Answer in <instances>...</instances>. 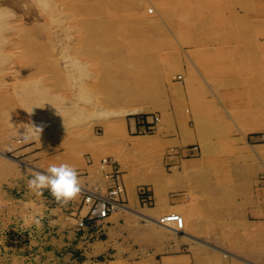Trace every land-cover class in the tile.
I'll list each match as a JSON object with an SVG mask.
<instances>
[{"label": "rangeland", "instance_id": "rangeland-1", "mask_svg": "<svg viewBox=\"0 0 264 264\" xmlns=\"http://www.w3.org/2000/svg\"><path fill=\"white\" fill-rule=\"evenodd\" d=\"M41 2L0 0L16 17L0 31V264H51L30 259L38 233L20 225V186L62 162L78 175L111 165L142 207L166 208L157 218L186 213L191 235L167 227L169 239H206L234 264L243 263L231 244L264 250V0H47V11ZM65 48L89 65L94 105L76 102ZM134 106L146 111L125 112ZM97 110L111 114L91 118ZM28 124L42 127L40 139L23 138Z\"/></svg>", "mask_w": 264, "mask_h": 264}, {"label": "crops", "instance_id": "crops-1", "mask_svg": "<svg viewBox=\"0 0 264 264\" xmlns=\"http://www.w3.org/2000/svg\"><path fill=\"white\" fill-rule=\"evenodd\" d=\"M109 166L104 169L87 166L79 175V193L67 203L58 202L53 195L47 196L46 189L37 196L28 188L29 179L22 182L21 200L26 205L23 204L19 222L22 227L38 233L33 242L40 254L30 257L31 260L45 262L44 256H47L46 262L51 264H61L65 260L72 264H79V260L89 264H234L231 258L223 260L207 250L205 246L217 244L206 239L195 246L189 240L169 239V229L151 220L166 208L142 207L137 188L132 184L127 187L124 209L97 221L86 219L89 208L84 203L85 193L106 192L114 183L110 173L114 170ZM240 214L245 222H250L248 210L242 209ZM82 219L87 220L84 227L79 226ZM230 247L232 257L240 258L243 264H264V250H255L248 244L236 248L231 244Z\"/></svg>", "mask_w": 264, "mask_h": 264}, {"label": "clouds", "instance_id": "clouds-1", "mask_svg": "<svg viewBox=\"0 0 264 264\" xmlns=\"http://www.w3.org/2000/svg\"><path fill=\"white\" fill-rule=\"evenodd\" d=\"M37 7H42L47 11L50 5L47 3V0H42L41 4L37 5ZM15 19L16 17L12 13L0 12V31L12 30L14 28ZM50 19L52 23H57L55 18ZM61 59L64 64L68 86L73 90L76 102L80 105H94L96 103V98L91 89L87 86V81L92 76L89 65L72 55L67 48L62 51ZM31 87L34 92L38 94L43 90L44 85L42 82H36ZM56 108L64 117V113L61 109L58 106H56ZM110 114L111 113L107 110H97L90 115L91 118L100 119L106 118ZM82 115L83 114L74 117L73 123H80ZM26 127L28 132L26 135H23L25 140L34 138L40 139L41 132L43 131L42 127L34 124H28ZM28 188L37 196L45 189H48L58 202L67 203L79 193L80 179L75 166L67 162H62L59 164H51L44 171L33 170L28 180ZM35 222L38 224L39 220L36 219Z\"/></svg>", "mask_w": 264, "mask_h": 264}, {"label": "built area", "instance_id": "built-area-1", "mask_svg": "<svg viewBox=\"0 0 264 264\" xmlns=\"http://www.w3.org/2000/svg\"><path fill=\"white\" fill-rule=\"evenodd\" d=\"M105 161H107V159ZM125 193V186L119 174L114 175V183L106 192H86L84 203L89 208L86 219L97 221L108 217L116 211L124 209L126 206ZM139 196L141 202L145 205L152 202V195L150 194L149 188H140ZM86 219H82L79 222L80 227L86 226ZM177 219L178 218H173L172 216H166L165 218H162V222L169 223L170 220Z\"/></svg>", "mask_w": 264, "mask_h": 264}, {"label": "bare ground", "instance_id": "bare-ground-1", "mask_svg": "<svg viewBox=\"0 0 264 264\" xmlns=\"http://www.w3.org/2000/svg\"><path fill=\"white\" fill-rule=\"evenodd\" d=\"M119 6V5H118ZM122 8V6H121ZM95 9V8H94ZM117 16V14H116ZM108 21V20H107ZM119 27V26H118ZM120 29V28H119ZM115 31V30H114ZM113 31V32H114ZM2 32V31H1ZM8 32V31H7ZM112 33V32H111ZM110 34V33H109ZM102 35V34H101ZM100 35V36H101ZM108 35V34H107ZM104 36V35H103ZM106 36V34H105ZM83 37V36H82ZM6 38V37H5ZM107 39V38H106ZM90 42V41H89ZM88 42V43H89ZM8 43V42H7ZM120 43V42H119ZM90 44H92V42H90ZM123 44V43H122ZM5 45V44H4ZM96 45V44H95ZM26 54V53H25ZM132 54V53H131ZM23 56V55H22ZM83 56V55H82ZM82 58V57H81ZM91 63V62H90ZM89 63V64H90ZM92 66V64H91ZM23 83V82H22ZM28 83V82H27ZM135 85V84H134ZM137 86V85H136ZM28 87V86H27ZM22 90V89H21ZM25 90V89H24ZM27 91V90H25ZM129 92V91H127ZM146 108L145 107H138V106H134L131 108H128L125 110L126 113H140V112H145ZM150 121V120H149ZM156 134V133H155ZM0 153L5 154L3 151H0ZM186 153V152H185ZM159 192V191H158ZM161 200V199H160ZM183 205V204H182ZM132 212V211H131ZM157 213V212H156ZM188 214V213H187ZM190 214V212H189ZM143 216H146V214H142ZM166 216H172L173 218H178L177 220H170L169 223H164L162 222V218H165ZM147 217V216H146ZM150 219V218H149ZM152 221H154L156 224H159L160 226L163 227H169L174 233H178L181 235H190V233L185 229L186 225H187V217H186V213L184 212H169L163 216H160V218H151ZM154 223V224H155ZM168 228V229H169ZM251 252V251H250ZM263 253V252H262Z\"/></svg>", "mask_w": 264, "mask_h": 264}]
</instances>
